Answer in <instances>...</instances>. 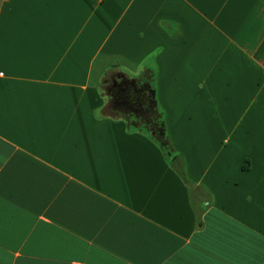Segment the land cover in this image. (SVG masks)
Returning a JSON list of instances; mask_svg holds the SVG:
<instances>
[{"label":"crops","instance_id":"0c3cea01","mask_svg":"<svg viewBox=\"0 0 264 264\" xmlns=\"http://www.w3.org/2000/svg\"><path fill=\"white\" fill-rule=\"evenodd\" d=\"M112 64L154 71L171 153L105 109ZM244 206L264 0H0V264H264Z\"/></svg>","mask_w":264,"mask_h":264},{"label":"trees","instance_id":"16d2710c","mask_svg":"<svg viewBox=\"0 0 264 264\" xmlns=\"http://www.w3.org/2000/svg\"><path fill=\"white\" fill-rule=\"evenodd\" d=\"M113 66L109 67L110 75L103 76L101 81L104 92L109 96L105 109L112 116L123 117L127 126L152 132V137L159 141L164 152H170L162 111L155 99L154 71L145 69L131 77L122 71H113Z\"/></svg>","mask_w":264,"mask_h":264},{"label":"rangeland","instance_id":"374dc122","mask_svg":"<svg viewBox=\"0 0 264 264\" xmlns=\"http://www.w3.org/2000/svg\"><path fill=\"white\" fill-rule=\"evenodd\" d=\"M105 90H106V88H105ZM171 152H172V150L170 151V153ZM244 209L247 211V213H246L247 218L250 219L252 222H257V223L264 222V213H262V212H254L255 208L254 209L252 208L249 211V206H244ZM255 210L259 211V209H255Z\"/></svg>","mask_w":264,"mask_h":264},{"label":"flooded vegetation","instance_id":"af4514ba","mask_svg":"<svg viewBox=\"0 0 264 264\" xmlns=\"http://www.w3.org/2000/svg\"><path fill=\"white\" fill-rule=\"evenodd\" d=\"M113 88H115V87L113 86Z\"/></svg>","mask_w":264,"mask_h":264},{"label":"water","instance_id":"95a60500","mask_svg":"<svg viewBox=\"0 0 264 264\" xmlns=\"http://www.w3.org/2000/svg\"><path fill=\"white\" fill-rule=\"evenodd\" d=\"M152 133V132H151Z\"/></svg>","mask_w":264,"mask_h":264}]
</instances>
